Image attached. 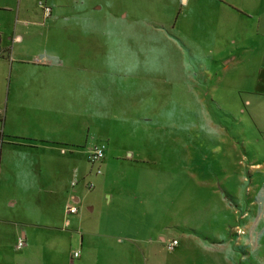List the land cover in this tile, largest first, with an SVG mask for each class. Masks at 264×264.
<instances>
[{
  "label": "crops",
  "instance_id": "1",
  "mask_svg": "<svg viewBox=\"0 0 264 264\" xmlns=\"http://www.w3.org/2000/svg\"><path fill=\"white\" fill-rule=\"evenodd\" d=\"M40 2L51 7V18L61 15L64 40L79 45V53L58 56L45 51L38 58L30 53L34 41L20 33L18 26L35 24L31 15L38 10L44 16ZM100 31L105 37H100ZM6 33L11 37L4 44ZM101 47H107L106 53ZM150 77L157 78L156 86L162 91L171 78L176 94L182 91L194 100L191 109L211 104L233 115L231 102L264 136V0H0V184L7 148H17L22 158L60 155L75 168L60 173L53 185L37 180V173L43 175L42 162L22 163L17 173L12 171L19 187L33 195L23 200V209L17 211L20 218L49 214L47 220H61L68 230L73 225L71 216L85 222L86 208L93 214L100 210L103 216L112 213L113 205L119 206L108 180L95 174L98 167L82 163V157L88 162L89 149L98 143L107 145L106 170L109 155L128 159L129 164L144 163L140 159L150 157V150L127 135L144 132L154 142L159 128L150 138L148 119L160 125L168 115L171 126L176 124L175 105L159 101L152 105L155 102L148 100ZM219 124L209 119L210 126ZM75 180L78 184L73 186ZM91 182L95 184L92 191L88 189ZM42 194L56 196L37 201ZM19 197H11V206L19 205ZM131 205L139 216L131 218L143 222L148 217L144 204ZM74 207L76 214L71 213ZM174 223L165 228L168 235L160 232L150 239L141 226L126 223L124 237L111 236L118 243L124 241V247L109 248V252L123 251L129 264H199L200 260L234 264L235 253L222 257L218 247L184 231L183 224L179 226L183 231L176 235ZM99 226L94 220L89 231L77 228L80 250L74 252H80V259L85 256L86 235L90 253L100 252V245L93 248ZM17 235L19 241H27L26 233ZM172 241L179 245L170 251L167 244ZM73 253L70 258L75 264L79 259L74 260Z\"/></svg>",
  "mask_w": 264,
  "mask_h": 264
},
{
  "label": "rangeland",
  "instance_id": "2",
  "mask_svg": "<svg viewBox=\"0 0 264 264\" xmlns=\"http://www.w3.org/2000/svg\"><path fill=\"white\" fill-rule=\"evenodd\" d=\"M31 18L35 24L27 28L19 25L18 31L34 41L30 43V53L36 58L45 51L58 56L80 52L79 45H68L64 40L60 14L55 13L45 20L42 11L38 10ZM101 35L102 31L100 37H105ZM10 37L9 33L5 34L4 44ZM101 48L106 53L107 47ZM149 48L155 49L156 46L150 45ZM149 70L151 73L152 69ZM149 79L152 85L148 88V100L155 102L152 105L158 101L166 106L175 105L176 124L171 126L172 119L168 115L160 125L156 120L148 119L155 124L148 122L150 138L154 137L152 131L159 128V138L154 142L148 141L144 132L127 135L135 138L141 148L150 150L148 159H140L148 162L129 164L125 162L128 159L109 155L110 167L106 170V159L103 160L100 165L102 175L98 177L108 180L119 204L112 206L111 214L101 216L100 210L93 214L86 208L85 222L80 223L78 218H74L77 216H71L73 225L68 230L61 225V220H47L49 214L20 218L17 211L23 209V200L27 201L33 195L19 187L15 177L17 167L22 163L29 166L33 162H42L43 175L37 173V180L39 184L53 185L60 173L67 172L74 165L68 164L60 155L43 157L36 154L22 158L17 148L6 149L0 184V231H3L0 264H72L70 254L80 250L81 236L77 228L80 226L85 232L89 231L94 220L100 225V236L95 239L97 243L93 244V248L100 245V252L94 250L90 253V239L86 235L85 256L75 260V264L81 261L82 264H129L128 255L123 251L109 252V248L124 247V241L118 243L117 239L111 238L112 235L124 237L126 223L141 226L142 234L148 239L153 235L158 237L160 232L168 235L169 231L165 228L173 224L172 228L174 220L176 235L183 231L179 230L180 224H183L184 231H191L201 241L218 247L222 257L235 253L234 264H264V136L257 132L255 122L247 116L243 117L231 102L229 112L233 115H227L211 104L191 109L194 100L182 91L176 94V85L171 78L166 79L163 91L156 86L157 78ZM212 117L222 124L210 126L209 119ZM82 161L91 167L85 156ZM18 195L21 198L19 205L11 206V197ZM55 196L42 194L36 199L47 201ZM109 196L106 195L107 200ZM131 204H144L148 217H144L143 222H135L131 218L132 215L139 217ZM52 214L55 216L56 211ZM52 227L59 230L50 229ZM20 231L28 236L22 248L18 247L17 232ZM91 256L93 260H90ZM207 263L215 264L213 260ZM199 264H204V261L200 260Z\"/></svg>",
  "mask_w": 264,
  "mask_h": 264
},
{
  "label": "built area",
  "instance_id": "3",
  "mask_svg": "<svg viewBox=\"0 0 264 264\" xmlns=\"http://www.w3.org/2000/svg\"><path fill=\"white\" fill-rule=\"evenodd\" d=\"M40 7L42 8L44 12V18L49 19L52 16V9L49 6H46L43 2H40ZM106 151H107V146L105 144H97L92 146V148L89 149V154H88V162L92 167H98L95 171V174L97 176L102 175V170L100 168L101 163L106 157ZM78 184V181L75 180L73 182V186H76ZM95 188V184L93 182L88 184V189L92 191ZM72 214L78 213V209L76 207L71 209ZM24 241L20 240L18 247L22 248L24 246ZM179 245L178 241H172L167 244V248L170 251H173L176 249V247ZM81 254L79 251H76L73 253V259H80Z\"/></svg>",
  "mask_w": 264,
  "mask_h": 264
},
{
  "label": "trees",
  "instance_id": "4",
  "mask_svg": "<svg viewBox=\"0 0 264 264\" xmlns=\"http://www.w3.org/2000/svg\"><path fill=\"white\" fill-rule=\"evenodd\" d=\"M4 142H5V138H4V140L2 139L1 143L4 144ZM101 144H103V143H101ZM105 145H106V144H105ZM106 146H107V145H106Z\"/></svg>",
  "mask_w": 264,
  "mask_h": 264
}]
</instances>
